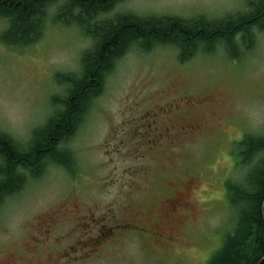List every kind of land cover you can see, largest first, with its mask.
<instances>
[{
    "label": "rangeland",
    "instance_id": "rangeland-1",
    "mask_svg": "<svg viewBox=\"0 0 264 264\" xmlns=\"http://www.w3.org/2000/svg\"><path fill=\"white\" fill-rule=\"evenodd\" d=\"M61 3L49 8L37 43L13 48L0 41V132L22 148L57 111L51 101L67 93L68 84L55 76L80 77L82 54L94 45L78 25L55 22ZM249 9L248 0H122L98 20L132 14L213 22ZM6 29L0 19V35ZM254 33L250 50L239 44L238 59L222 46L187 62L175 48L129 50L66 144L74 169L50 164L5 200L0 264H209L236 228L227 183L244 185L253 167L239 164L245 153L239 143L264 135V30ZM162 109L168 110L162 121L199 124L201 131L185 137L181 149L171 130L162 143L147 145L145 116ZM177 198L186 208L167 211L168 200ZM84 209L100 217L124 209L133 229L76 238ZM50 218L57 225L47 238L42 227ZM88 239L96 250L79 246Z\"/></svg>",
    "mask_w": 264,
    "mask_h": 264
},
{
    "label": "trees",
    "instance_id": "trees-1",
    "mask_svg": "<svg viewBox=\"0 0 264 264\" xmlns=\"http://www.w3.org/2000/svg\"><path fill=\"white\" fill-rule=\"evenodd\" d=\"M122 0H0V19L7 29L0 35L9 47H29L43 36L48 10L62 2L56 23L76 24L94 40L93 48L84 51L80 77L61 75L68 84L64 98L55 97L59 107L45 125L32 133L26 148L0 132V209L5 200L19 194L30 179H38L50 164L72 171L73 154L66 144L82 124L87 111L104 86V74L113 71L129 50L144 52L168 46L180 51L187 62L201 51L212 53L222 46L232 59L253 46L255 31L264 30V0H248L247 13L220 20L182 19L174 16L141 17L132 14L114 20H98ZM242 43V44H240ZM240 44V45H239ZM245 151L239 164L252 161L245 184L227 183L228 203L237 208L234 233L224 240L209 264H258L264 257V135L246 136L239 143ZM256 161L255 164L253 162Z\"/></svg>",
    "mask_w": 264,
    "mask_h": 264
},
{
    "label": "flooded vegetation",
    "instance_id": "flooded-vegetation-1",
    "mask_svg": "<svg viewBox=\"0 0 264 264\" xmlns=\"http://www.w3.org/2000/svg\"><path fill=\"white\" fill-rule=\"evenodd\" d=\"M160 111L162 112L148 113L145 116L144 123L146 128L143 133V142H145L146 140V143L147 145L149 144V146L152 143H156V142L162 143L166 139L168 132L171 130V131H176V133L180 137V142H178L179 143L178 145H179V149H181L182 146H186L189 143L188 141L189 139L185 137H187L189 134L196 135L201 131L199 124L191 123L188 124L186 128L180 126V124L178 123L179 121H175L174 123L169 121H162L161 118L167 114L168 110L162 109ZM177 199L178 200H168L169 203L168 205H166L167 211L171 212L177 210V212H179L182 211V209L186 208L187 203L181 202L179 198ZM139 209L144 210L142 208ZM84 212H87L86 214L87 219H85L86 217L83 216ZM125 214H129V213L124 209H119L117 212H115L113 209H109L107 211V214H105V216L100 217L97 216L96 213H93L90 209H84L81 212V217L76 221V224H74V226H76L75 230L74 229L72 230H74L73 232H75L74 234H76V238L79 236L89 237V235L95 231L96 233H99L102 237L116 235L117 233L122 234L125 232V230L133 229L129 227L134 226L131 220L124 219ZM91 215L94 216V219L88 221V217ZM95 216L97 217L98 220L95 218ZM89 222L92 223V227L90 229H87L86 223ZM94 222H96V224H94ZM82 224L85 226H80ZM56 225L57 224L54 223V219L50 218V220L46 222V225L42 227V232L47 233L46 234L47 238L53 236V234H51V230H55ZM78 244L79 246H82L84 250H92L93 247L96 250L97 248L96 243H92L91 239L82 241L81 243Z\"/></svg>",
    "mask_w": 264,
    "mask_h": 264
},
{
    "label": "bare ground",
    "instance_id": "bare-ground-1",
    "mask_svg": "<svg viewBox=\"0 0 264 264\" xmlns=\"http://www.w3.org/2000/svg\"><path fill=\"white\" fill-rule=\"evenodd\" d=\"M157 17H159V16H157ZM193 19V18H192ZM194 19H197V18H194ZM159 47H162V46H159ZM165 47V46H164ZM166 47H168V46H166ZM165 47V48H166ZM108 74H111V72H107L106 74H104L105 76H104V79L106 80V78L109 76ZM104 83H105V81H104ZM68 92H69V90H68ZM68 92L66 93V95H65V97L68 95ZM52 103H53V107H55L56 108V105L58 104V103H56V102H53V100L51 101ZM57 110H60V109H57ZM72 139V138H71ZM70 139V140H71ZM69 140V141H70ZM56 165V164H55ZM58 166V165H57Z\"/></svg>",
    "mask_w": 264,
    "mask_h": 264
},
{
    "label": "water",
    "instance_id": "water-1",
    "mask_svg": "<svg viewBox=\"0 0 264 264\" xmlns=\"http://www.w3.org/2000/svg\"><path fill=\"white\" fill-rule=\"evenodd\" d=\"M263 214H264V206H263ZM258 264H264V257L258 262Z\"/></svg>",
    "mask_w": 264,
    "mask_h": 264
}]
</instances>
